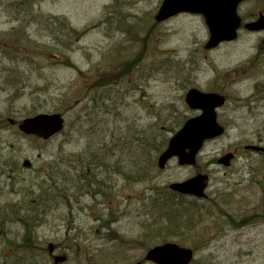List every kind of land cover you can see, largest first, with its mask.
Segmentation results:
<instances>
[{"label":"rangeland","instance_id":"rangeland-1","mask_svg":"<svg viewBox=\"0 0 264 264\" xmlns=\"http://www.w3.org/2000/svg\"><path fill=\"white\" fill-rule=\"evenodd\" d=\"M162 2L0 0V264H55L50 243L67 256L62 264H135L167 242L193 249V264H264V156L245 150L264 146V32L242 29L206 51L203 18L157 24ZM260 8L264 0L244 13ZM140 56L142 70L128 81L146 96L125 98L128 81L116 78ZM103 78L116 84L93 88ZM186 85L227 97L226 134L205 145L197 167L173 159L128 184L115 167L158 161L168 129L197 114L185 108ZM36 108L63 114L64 131L48 141L22 134L17 123ZM103 144L111 152L86 151ZM92 152L110 157L109 189L97 200L79 181ZM229 152L237 153L230 168L213 162ZM199 172L210 176L207 199L169 190ZM247 216L256 222L229 223Z\"/></svg>","mask_w":264,"mask_h":264},{"label":"water","instance_id":"water-1","mask_svg":"<svg viewBox=\"0 0 264 264\" xmlns=\"http://www.w3.org/2000/svg\"><path fill=\"white\" fill-rule=\"evenodd\" d=\"M244 1L247 0H163L155 20L163 23L180 14L203 16L209 31L205 49L213 50L221 44L238 39V32L242 25L238 7ZM245 28L250 32L264 31V16L256 22L245 25ZM185 102L191 111L199 114L187 120L183 127L171 137L167 148L158 159L159 169H165L167 164L175 158L181 166H196L197 158L204 149L205 143L222 137L226 132L218 121V110L226 103L224 96L193 88L187 92ZM63 129L64 118L58 113L38 114L24 119L19 125V130L25 135L35 136L44 141L58 135ZM245 149L264 155V147L261 146H247ZM234 158L233 153H228L219 159L218 163L230 167ZM24 165L29 167L31 164L27 160ZM208 186L209 176L198 174L188 180L172 183L169 189L179 195L204 199ZM49 252L53 254L54 245L49 246ZM193 260L194 251L176 243L155 246L145 257V262L152 264H191ZM65 261L64 256L55 258V264Z\"/></svg>","mask_w":264,"mask_h":264},{"label":"trees","instance_id":"trees-1","mask_svg":"<svg viewBox=\"0 0 264 264\" xmlns=\"http://www.w3.org/2000/svg\"><path fill=\"white\" fill-rule=\"evenodd\" d=\"M77 36H80V34H78ZM167 55L168 54H165V55H162V56L166 57ZM143 60H145V59H142V57L140 56L139 57V61H138L137 58H135V59H132L129 62V65L126 66V64H127L126 63L124 70L116 78V83L119 82V84H120L122 81L127 82L131 78L136 77L138 70L139 69H140V71L142 70V65H143L142 61ZM175 68H177V67H175ZM109 80H111V79L103 78V79H99L98 81L96 80L93 83V85H94L93 88L100 87V86L101 87H104V86L105 87H107V86L109 87L112 84H116L114 82V80L113 81H109ZM147 80H149V78ZM126 84L130 87V89L124 94L125 98H127L128 96H131L132 94H135L137 92H140L142 97L146 96V91H145V87L144 86L135 84L134 82L129 83V81ZM185 84H187V83H185ZM190 85H193V84L190 83ZM147 86H146V88H147ZM187 86L188 85H186V87H185V91L188 90L189 88L190 89L193 88V86L192 87H187ZM90 88L91 87H89L88 89H90ZM40 108H42L40 110H44V105H41ZM185 108L188 109V107L186 105H185ZM36 114H38V108H36V110L34 111L32 116L36 115ZM186 120H187L186 118H183L182 121H179L177 127H175V128L171 127L170 129H168V132L171 133V134L176 133V131H178L183 126V124L186 122ZM148 139H150V137H148ZM148 141H149V143H153L154 142L153 139L152 140L150 139ZM168 141H169V138L166 139L164 142H162L163 144L160 143L158 145V147L154 149V151H156V153L160 154L164 150V147L166 148V146L168 144ZM94 149H96L98 154L100 153V151H104V150H106L108 152H111L110 151L111 149L108 147V145L105 146L104 144L100 148H94L91 145V146H89V148L86 151L90 152V151H93ZM91 154L95 155V153H93V152ZM76 158H78L79 161H81V159H82L80 157H76ZM109 158L110 157H108L106 155H101V157L100 156H96V155L95 156H90L89 160L85 161V165L80 164L81 170H80V174H79V177H80L79 181L82 182V183H85L86 192H87L88 195H90V198L92 200H97V198L99 196H101V195L104 196L105 195V191H103V189H102L103 186L107 187V189H109V187L107 186V184L109 183L108 178L106 177L107 171H104L105 169H109V165L106 163V162H108ZM142 159H143V157H142ZM145 159L146 160L148 159V160H147V164H145V167H144ZM145 159L142 161L141 165H138V162H136L135 166H134L133 163H131L129 165V167L128 166H125V167L117 166L115 168H117L118 170H121V172L118 171V172H115V174L117 176H119L120 178H122L128 184L129 183L146 182L148 179L152 178L150 174H152L157 168V159L156 158H151V160H150V158H148V157H146ZM213 162L216 163V160L214 159ZM133 169H139V170H138V172L133 174V173H131V171ZM75 170L77 172L78 168H75ZM115 185H116V182H115ZM91 189H93V190H91ZM46 200L47 199L42 198V196L40 197V202H46ZM167 202H169V201H167ZM170 206L171 205H167L168 208H170ZM166 215L170 218V215L168 213H166ZM101 220H103V219H101ZM248 220H249V216L244 217V218L240 219L239 221H235L234 219L229 217V223L232 226L234 225L233 223L238 225L237 224L238 222H242V225H238L235 228L242 227L243 223L250 224V223L256 222L255 219H252L250 223H247ZM104 224H105V220H104ZM30 232H31V230L29 229V226L27 225V234H26V238H25V243H28L31 240L30 239L31 237H29L30 236Z\"/></svg>","mask_w":264,"mask_h":264},{"label":"flooded vegetation","instance_id":"flooded-vegetation-1","mask_svg":"<svg viewBox=\"0 0 264 264\" xmlns=\"http://www.w3.org/2000/svg\"><path fill=\"white\" fill-rule=\"evenodd\" d=\"M263 0H248L240 5L239 12L242 17L243 26H245L246 23L254 22L260 18V16L264 15V9H257L255 12L251 11L250 13L246 14L244 13V8L248 4H258L262 2Z\"/></svg>","mask_w":264,"mask_h":264}]
</instances>
